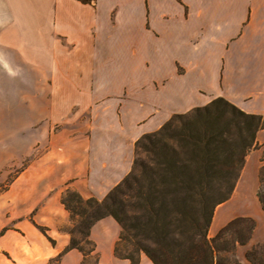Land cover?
<instances>
[{"label":"crops","instance_id":"crops-1","mask_svg":"<svg viewBox=\"0 0 264 264\" xmlns=\"http://www.w3.org/2000/svg\"><path fill=\"white\" fill-rule=\"evenodd\" d=\"M82 1L0 0V74L13 69L1 60L2 52L29 67L50 64L63 75L65 89L84 92L82 106L93 105L92 91L141 88L146 77L158 86L150 99L140 93L125 101L109 126L103 110L95 127L61 145L62 137L55 136L12 180L0 194V264H84L95 257L97 264H129L114 255L120 227L112 217L91 226V254L64 252L73 221L61 203L63 193L101 201L130 172L137 139L172 114L222 97L264 116V0ZM61 39L72 49H58ZM37 48L38 60L31 56ZM113 57L117 66L111 65ZM256 143L259 148L247 154L231 197L215 208L208 230L213 237L235 218L255 222L249 242L236 249L241 264H249L248 250L264 243L257 198L264 129ZM139 264L152 262L142 254Z\"/></svg>","mask_w":264,"mask_h":264},{"label":"trees","instance_id":"trees-1","mask_svg":"<svg viewBox=\"0 0 264 264\" xmlns=\"http://www.w3.org/2000/svg\"><path fill=\"white\" fill-rule=\"evenodd\" d=\"M262 129L264 116L246 113L222 97L172 115L159 130L136 141L131 171L101 201L70 190L61 196L73 221L64 252L91 254V226L112 217L120 227L114 255L129 264H139L141 254L152 264H241L235 251L251 239L252 219L235 218L214 237L207 235L215 208L233 193L245 157L259 148L256 135ZM258 181L264 211V164ZM245 258L249 264H264L254 248Z\"/></svg>","mask_w":264,"mask_h":264},{"label":"rangeland","instance_id":"rangeland-1","mask_svg":"<svg viewBox=\"0 0 264 264\" xmlns=\"http://www.w3.org/2000/svg\"><path fill=\"white\" fill-rule=\"evenodd\" d=\"M82 2L86 3L85 0ZM145 29L150 30L148 21L145 23ZM57 46L58 49H72V44L63 39ZM31 56L38 60L39 48L33 50ZM1 60L13 69L8 74H0V194L7 190L12 180L31 161L47 151L55 136L60 134L61 145L64 138L78 135L88 130L90 126L95 127L100 124L97 117L103 110L108 112L109 121L105 125L109 126V122H115L120 117V109L125 101L138 98L140 93L145 95L144 98L150 99L154 88L158 86L157 82L146 77L143 78V83L141 82V88H115L105 93L92 91L95 93L90 97L93 105L82 106L78 102L82 100L84 92L65 89L63 75L54 73L50 64L43 70L33 64L29 67L23 60L8 52L1 53ZM111 65L117 66L118 59L113 57ZM135 156L134 145L133 161ZM140 156L145 164L150 163L145 153L142 152ZM83 247L87 249L89 246L84 244ZM252 248L256 251L258 259L264 258V243ZM84 264H94V259H87Z\"/></svg>","mask_w":264,"mask_h":264}]
</instances>
